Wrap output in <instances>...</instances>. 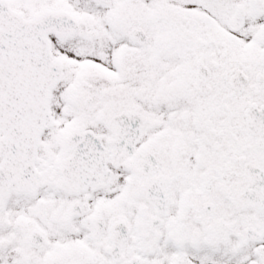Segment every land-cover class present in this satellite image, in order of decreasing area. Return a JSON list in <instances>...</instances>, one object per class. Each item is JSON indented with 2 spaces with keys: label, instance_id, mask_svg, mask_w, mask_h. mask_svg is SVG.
Masks as SVG:
<instances>
[{
  "label": "snow or ice",
  "instance_id": "obj_1",
  "mask_svg": "<svg viewBox=\"0 0 264 264\" xmlns=\"http://www.w3.org/2000/svg\"><path fill=\"white\" fill-rule=\"evenodd\" d=\"M0 264H264V0H0Z\"/></svg>",
  "mask_w": 264,
  "mask_h": 264
}]
</instances>
